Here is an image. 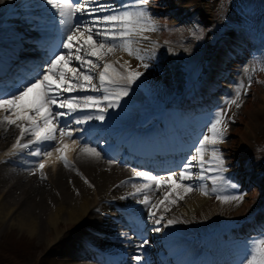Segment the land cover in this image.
<instances>
[{
	"label": "bare ground",
	"instance_id": "6f19581e",
	"mask_svg": "<svg viewBox=\"0 0 264 264\" xmlns=\"http://www.w3.org/2000/svg\"><path fill=\"white\" fill-rule=\"evenodd\" d=\"M158 1L171 0H150L148 10L152 17L153 11L158 8ZM99 3L112 5L114 10L121 11L135 10L137 7L136 0H98ZM188 3L179 5L173 4L171 1L169 6L163 9L168 11L172 21L154 19L157 31L161 30L160 37L156 31L146 32L145 35L148 39H139L136 44V47L140 49V54L142 49L147 46L146 42L152 41L153 38L160 42V40L165 41L169 36L173 37L172 41L166 44L170 48L175 42H177L176 44L183 42L180 41L178 35H173L171 30L175 29L179 23L183 9L189 8L196 2ZM106 14L112 13L101 12L96 15ZM78 19L91 20L92 17L80 16ZM58 30H60L58 17L54 16L50 6L43 3V0H8L5 4L0 5V79L7 76L9 71L27 72V65L30 64L28 66L30 67L35 64L30 56L33 53L28 50L31 48V42H36L37 36L43 32L54 34ZM245 31L246 29L243 30L244 33H236V36L239 37L232 41L231 38L235 36L228 33L224 39L225 43H221L222 50L213 51L207 48L208 51H205L206 55H203L205 60L213 57V64L216 67L209 66V71L206 69L202 72L204 73L201 78L203 87L200 91H196L194 99L202 101L204 105L195 106L200 107L197 111H190L184 104L177 105L176 112L167 110L174 102L178 83L171 81V77L174 76V68L167 64L169 60L164 58L162 50H160L158 55L168 66V70L162 69L159 75L163 81L157 84L163 89L160 95L158 94L163 107L146 106L144 101L136 95L133 96L138 90L132 85L129 95L121 101V106L118 109H110L103 122L92 120L86 125L72 126L73 128H82L83 131L74 133L73 138L76 139V144H73L72 140L67 143L69 148L65 150L64 155L71 167L64 166L63 161L59 159L60 153L56 150L46 157L31 155L33 149L35 151L37 147L42 154L53 146L60 147L59 135H57L56 141L17 150L12 146L20 136V132H18L17 138L10 148L1 152L8 144L9 138L15 136L19 129L7 125L0 127V222H7L8 227L17 228L20 233H25L31 239H36V252L44 248L55 251V255L58 257L57 264H135L132 259L135 255H143V264H169L170 260L175 259L169 258L172 251L179 254L177 261L180 264H239L248 253V245L243 234L253 227L259 228L264 223V218H261L259 214L252 215L253 212L251 213L252 210H250L252 204L255 205L257 202L259 204L261 200L259 193L264 198L263 182L251 176L252 169L256 168L255 163L246 159L241 160V158L228 160L227 156L231 157V153L224 154V167L231 166L233 162H236V166L218 173L223 176V181H218L217 191L211 192V179L186 181V183H192L195 190L186 194L183 200H177L174 205L164 201V204L159 205V211L151 209L157 212L158 217L161 214L164 216L162 224L156 226L161 227L162 230L154 232L151 230L153 225L147 219L149 209L129 196V193L135 191L132 184L137 181L143 183L149 181L146 178H138L132 170L129 171L128 166L133 165L129 161L122 160V155H116L115 148L116 145H121L126 158L132 157L136 162H141L140 164L133 162L137 164L133 166V169L144 167L152 171H154L152 168L161 166L162 162L167 167L170 166L177 157L175 156L176 151L179 155V159L176 160L179 161L172 166L171 170H174L175 175L178 176V170L175 169L183 158L189 156L196 145L198 136L207 131V125L214 116L212 101L217 97L211 93L217 90L215 85L220 86V80L227 79L228 74L239 72L241 67L238 66V62H245V53L251 50L249 42L251 37ZM229 41L230 45L227 44ZM257 42L261 45L260 40ZM225 47L227 50H224ZM181 48L184 47L181 46ZM195 49L202 50L199 46ZM215 49H218V46ZM55 50L58 49H52L48 54L45 53V61ZM42 52V48L36 50V53ZM215 54L219 59L214 56ZM133 58L135 57L129 56L123 51L106 57L108 60H118L120 63L127 61L126 67L130 66L129 70H131ZM254 58L258 65L259 57L255 56ZM70 66H76V63L74 62ZM210 68H213L214 72H210ZM205 74L206 79H204ZM15 83L18 81L14 80V82L6 84L4 90L13 88ZM197 83L199 80L195 83V87H197ZM259 91L253 87L249 89V94L258 96L257 92ZM206 93L208 96L206 95L205 98ZM77 94L100 95V93L93 92ZM208 98L212 101L208 102L209 106L206 107ZM218 101L223 102L224 99L219 98ZM167 104L168 107H166ZM249 107V105L244 107L247 109V113H250ZM247 132L244 137L251 133L249 130ZM171 137L175 144L172 143ZM27 142L28 137L26 136L21 143ZM97 142L100 144L97 145ZM83 143L95 147L101 153V157L94 159L82 155L79 149ZM219 147L222 152L229 149L225 143ZM178 148H181L182 151ZM40 162L45 164L42 170L38 167ZM242 163L245 164V170L241 172L239 168ZM33 167H35L34 170ZM168 170H159L156 176H167ZM194 171H198V169H194ZM41 172L45 178L41 177ZM207 175L210 177L213 173H207ZM236 175L245 178L247 188L255 187L250 189L251 194L248 195V198L251 199L243 202L237 210L235 218L223 223L221 225L223 228L217 231L218 233L211 237L205 236L201 227L207 228L216 217L218 212L216 197L226 195L231 185L228 180L235 179ZM85 179L88 183H85ZM144 179L145 181H143ZM89 184L92 186L90 187ZM201 184L205 185L209 192L208 195L201 194L199 190ZM168 190L166 185H162L159 189L153 187L149 193L152 203L164 200V194ZM179 191L176 189V192ZM173 198H175V192L170 197V199ZM262 201L264 203V199ZM166 205L169 209L167 211L164 210ZM248 209L250 212L245 213ZM241 213L243 214L241 215ZM243 215L244 217H242ZM253 217L255 218L253 219ZM127 218L138 221L136 229L133 230L127 226L125 220ZM173 218L180 222L167 227L162 226L167 223L168 219ZM249 218L252 219L247 220ZM260 218L261 221L258 223ZM127 230L130 231L129 234ZM208 231L209 229H206V232ZM142 239H147L149 243L142 249H138ZM151 244L158 251L157 254H152V248H147ZM180 254H185L184 259L181 260ZM161 256L167 257L168 260L163 262ZM31 257L33 254L29 260L32 259Z\"/></svg>",
	"mask_w": 264,
	"mask_h": 264
},
{
	"label": "snow or ice",
	"instance_id": "6c2138e0",
	"mask_svg": "<svg viewBox=\"0 0 264 264\" xmlns=\"http://www.w3.org/2000/svg\"><path fill=\"white\" fill-rule=\"evenodd\" d=\"M8 0H0V5ZM135 10H114L112 5L99 3L98 0H43L50 6L55 17H58L60 25L61 40L53 51L45 66L34 76L18 83L12 89H0V127L5 125L15 126L19 129L20 136L13 149H24L46 142L57 140V135L72 140L73 144L76 131L82 128H73V125H86L89 121L103 122L110 109H118L121 101L129 95L131 86L143 75L137 70H129L127 61L120 63L106 59L110 55L123 51L129 56L143 61L140 49L136 47L139 39H148L146 32L158 30L156 22L148 10L150 0H136ZM92 5H98L93 7ZM124 7V6H121ZM112 13L96 15L97 13ZM80 16H90L91 20L78 19ZM66 51H62V50ZM74 62L76 66L73 65ZM117 65H119L117 67ZM143 63V68H148ZM264 70V69H262ZM240 85L234 99L228 101V105L240 107L238 101L241 98ZM79 92L100 93V95H78ZM68 95H65V94ZM228 119L224 109L216 112L207 125V131L202 132L196 141L194 151L182 159L177 166L178 176L174 170H169L167 176H153L150 172H136V177L146 178L147 183L132 184L134 192L129 196L137 200L139 204L149 209L147 219L153 225L152 231L160 232L164 220L163 214L159 217V205L168 201L170 205L183 200L184 196L194 191L192 183L194 180L204 181L211 179V192L217 191L218 181H223V176L218 175L226 171L224 167V153L220 145L225 143L227 137ZM28 137L27 143L21 141ZM68 144L61 142L56 148L60 153L59 159L65 167H71L67 157L64 155ZM80 153L86 157L99 159L101 153L95 147L83 143ZM33 156H50L51 152L41 153L39 147L31 153ZM42 170L43 162L38 164ZM198 169V171H194ZM207 173H213L208 176ZM41 177L43 172H41ZM179 181V182H178ZM85 183L88 181L85 179ZM124 183V182H122ZM162 185L168 186V192L164 194V200L152 203L149 193L155 187L159 189ZM91 187L92 185L89 184ZM232 188L237 185H230ZM179 189V192H176ZM199 190L202 195L209 192L205 185L201 184ZM175 192V198L170 197ZM243 193L235 196H217L222 202L235 201L242 203ZM142 198H139L141 197ZM125 199V197H122ZM165 211L169 210L167 205ZM180 221L173 218L168 219L162 225L167 227ZM149 241L142 239L138 249H142ZM135 264H143V255L132 257ZM241 264H264V232L248 242V253Z\"/></svg>",
	"mask_w": 264,
	"mask_h": 264
},
{
	"label": "rangeland",
	"instance_id": "374dc122",
	"mask_svg": "<svg viewBox=\"0 0 264 264\" xmlns=\"http://www.w3.org/2000/svg\"><path fill=\"white\" fill-rule=\"evenodd\" d=\"M171 1L173 4L179 5H184L188 2H190L188 4H193L196 2L189 8L184 7L185 9H183V13L180 15L179 23L175 26V29L171 30V33L173 35H178L180 41L183 42H180V44H176L177 42L174 44L172 42L174 44L172 48L166 45L167 42L170 43L172 41L173 37L171 38V36H169L168 39H165L166 42L164 40L158 42V40L156 41L154 38L152 41L146 42L147 46L142 49L141 53L144 60L141 61L133 58L132 66L130 68L131 70H137L143 73L140 79L133 84L138 90L136 96L144 101L146 106L153 105L163 107L161 106V100L158 98L163 89L162 87L157 86V84H159L160 81H163V78L160 77L159 74H161L162 69L164 71L168 70V66L158 55V52L162 50L164 58L169 60L167 64L172 65L174 68V76L171 77V81L178 83V91H176L172 106L168 107V104L167 106L165 105L168 107L167 110L169 112H176L177 105L184 104L190 109V111H194L195 106L192 104L196 94L193 90L194 85L197 80H199L200 86L196 87V89L200 91L202 88L200 90L199 88L203 86L201 78H203L204 73L202 72L206 69L208 70L209 66L216 67V65L213 64V57L212 59L209 58V60H205L206 58L203 56L206 55L205 51H208V49L218 51L221 49L223 42L225 43L224 39L228 33L234 34L235 37L231 38L232 41L235 40L236 37H239L236 36V33L240 34V32H243V30L246 29L245 33H248L251 37L249 41L251 50L245 53V62H238V66L241 67L239 72L228 74L229 77L227 79L220 80V86L217 84L215 85L217 90L211 94H214L217 98L215 99L216 101L211 100L213 102L212 114L214 115L216 112L220 111V109H224L226 112L228 125L225 144L229 149H225L223 152L224 154L231 153V157L227 156V159L229 160L232 158V160H239L241 158V160L246 159L251 161V163H255L254 165H256V168L252 169L253 172H251V176L253 178H258V180H261L264 184V70H262L264 69V0ZM171 1H158L157 4L159 5L158 8L153 11V18L158 21L161 19H167L169 22L172 21L171 15L168 14V11L163 10L165 7L169 6ZM159 31L161 32V30ZM160 32L156 31L158 35ZM254 40H260L261 45ZM227 44L230 45V41ZM181 46L184 48H181ZM198 46L201 47L202 50L199 49L200 51H198L195 49L198 48ZM217 46L218 49H215ZM193 49L196 51L193 52ZM224 50H227V48L225 47ZM214 56L219 59L217 54ZM255 56L259 57L258 65H256L254 61ZM143 63H147L149 65L148 68H143ZM210 72H214L213 68H210ZM204 79H206V74L204 75ZM240 85H243L240 89L241 98L238 101L240 107L228 105L227 102L234 99L235 92ZM253 87L254 89L256 88V91L257 89L258 91L260 90L257 92L259 97L249 94V89ZM207 93L205 96H208ZM175 98L178 99L175 100ZM219 98L224 99V101H218ZM206 101V106H209L207 104L208 102H211L210 98ZM201 102L202 101H199V104H201ZM248 105L250 106L248 109L250 113H247V109H244V107ZM182 109L180 110L181 112L183 111ZM248 130L251 131V133L249 135L246 134L244 137V134L248 133ZM18 132L19 130H17L15 136L9 138L8 144L1 152L10 148L15 141V138H17L16 136L18 135ZM58 137L60 143L67 144L70 140L66 137ZM199 138L200 135L198 136V139ZM56 148L58 147L53 146L47 151H50L52 154ZM193 151L194 149L191 150V152ZM234 166H236V162H233L229 167L226 166L227 168L225 169L228 170L230 167L232 168ZM240 167L241 168L239 169L241 172L245 170V164L243 165L242 163ZM34 169L35 167H33V170ZM244 179L245 178L241 175H236L235 179H229L228 181L231 185L234 184L238 187H229L230 189L224 196H235L243 193L245 194L243 202L250 200L251 198H248V195L251 194L250 189L255 187L250 186L247 188ZM259 196L261 197L259 202L260 205L258 202L256 204L254 202L255 205L252 204L250 210H254L256 207L262 205V199L264 198H262L263 195H261V193H259ZM243 202L237 204L235 201L222 202L217 199V215L207 228L201 227L202 233L208 237L214 236L218 233L217 231L223 228L221 226L223 223H226V221L229 222V220L232 221L235 218V214ZM250 210L248 209L245 213L248 211L250 212ZM262 211H264V209ZM242 214L243 213H241V215ZM242 217H244V215ZM258 220L260 221V219ZM206 229H209V231L206 232ZM262 232H264V223L259 228L253 227L252 229L247 230L246 233L243 234L244 236H242L248 245V242L251 239L258 237ZM36 247V239H31L25 233H20L17 228L8 227L7 222H0V264H57L58 257L55 255V251H52L51 249L45 250L44 248L43 250L36 252ZM32 254L33 257L29 260V257ZM245 257L246 256H244L242 260ZM239 264H241V262Z\"/></svg>",
	"mask_w": 264,
	"mask_h": 264
}]
</instances>
